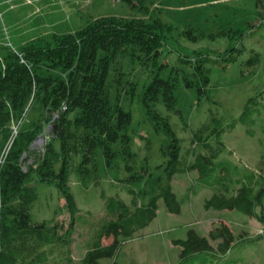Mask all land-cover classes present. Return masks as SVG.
Masks as SVG:
<instances>
[{"label": "rangeland", "instance_id": "1", "mask_svg": "<svg viewBox=\"0 0 264 264\" xmlns=\"http://www.w3.org/2000/svg\"><path fill=\"white\" fill-rule=\"evenodd\" d=\"M104 16L160 18L172 27L156 58L163 68L154 67L152 59L127 47L108 70L111 104H120L132 115L126 129L132 152L129 164L144 178L125 182L129 174L125 160L116 158L106 166L100 151L88 164L78 166L81 153H77L67 182L73 199L70 208L54 181L31 175L26 184L34 188L37 198L28 208L31 228L16 233L18 258L23 256L33 264H84L99 227L121 212H109L108 200L132 211L148 200L143 189L149 174L158 172L160 182L167 181L168 158L163 150L168 137L162 127L159 132L154 130L141 101L144 86L159 72L176 81L175 99L167 106L159 97L149 108L167 118L179 138L176 166L185 168L196 154L203 153L214 157L213 174L202 183L194 170L175 173L168 183L180 212H169L159 199L156 217L131 237L120 238L116 261L178 264L180 247L175 240L186 239L191 229L208 237L210 229L223 222L233 231L236 246L226 256L204 264H264V195L255 201L256 216L204 207L212 195H236L241 186L255 184L254 177L264 176V0H0V43L17 46L38 35L73 32ZM189 28L200 38L188 40L183 31ZM44 114L36 103L27 108L22 126L37 122L42 130L21 156L23 160L30 154L23 169L32 164L34 151L43 154L53 138L54 117L48 120ZM12 140L0 149V162ZM119 146L114 145L115 149ZM19 202H11L13 209L19 210ZM41 230L52 235L50 244L35 234ZM210 243L215 247L218 241ZM101 261L110 264L112 259Z\"/></svg>", "mask_w": 264, "mask_h": 264}, {"label": "trees", "instance_id": "2", "mask_svg": "<svg viewBox=\"0 0 264 264\" xmlns=\"http://www.w3.org/2000/svg\"><path fill=\"white\" fill-rule=\"evenodd\" d=\"M125 1L131 3V0ZM171 29V24L160 18L145 21L104 16L88 21L73 32L38 35L17 46L0 43V149L10 137L13 139L8 153L0 162V264H33L32 260L26 261L23 256L18 258L15 249L17 230L31 228L28 208L37 198L34 188L26 184L31 175L54 181L64 193L70 208L73 199L68 192L67 182L70 164L77 153H81L78 166L88 164L99 151L106 166H111L116 158H122L129 172L124 178L125 182L143 180L144 174L132 171L129 164L132 152L126 129L132 115L120 104H111L106 88L108 70L115 56L127 47L152 59L154 67L163 68V64L156 63V58ZM183 35L190 41L200 38L190 28L185 29ZM176 85L171 77L154 72L141 93L142 104L153 121L154 130L159 132L162 127L168 137L166 149L163 150L168 158L167 181L161 183L158 172L149 174L143 189L148 200L132 211L123 209V205L109 199L107 210L115 212L121 209V212L115 219L99 227L83 258L84 264H104L101 260L106 259H112L110 264H119L115 256L121 245L120 238L131 237L134 232L147 226L156 217L159 199L163 200L169 212L179 213L180 204L168 183L175 173L194 170L196 179L202 183L208 182L213 174L214 157L203 153L196 154L191 165L177 167L179 138L167 118L163 119L158 113L150 111V102L159 97H162L165 105H171L175 99ZM196 85L201 94L200 85ZM33 103L41 106L46 119L54 117L53 138L46 143L43 154L33 150L32 164L23 169V161L30 154L23 160L21 156L42 130L37 122L22 126L27 108ZM246 111L245 108L240 118ZM15 122V127H12ZM214 122L219 124L220 121L216 119ZM53 142L58 144V149H55ZM115 144H119L120 148L115 149ZM253 179L255 184L249 182L241 186L236 195H212L205 200L204 207L256 216L255 201L264 195V176ZM254 189L256 191L252 195ZM14 199L20 201L19 210L12 207ZM35 234L45 245L53 240L47 230ZM210 240H217V245L214 247ZM174 244L180 247L178 264L215 262L236 246L233 231L223 222L212 227L208 237L200 236L191 229L186 239H177Z\"/></svg>", "mask_w": 264, "mask_h": 264}]
</instances>
